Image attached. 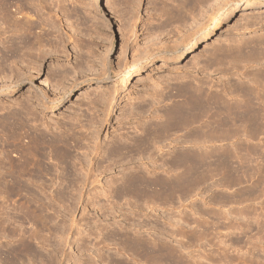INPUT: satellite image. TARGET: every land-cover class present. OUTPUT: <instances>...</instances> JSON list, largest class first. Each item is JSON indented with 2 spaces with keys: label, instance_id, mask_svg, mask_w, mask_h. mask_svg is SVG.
I'll list each match as a JSON object with an SVG mask.
<instances>
[{
  "label": "rangeland",
  "instance_id": "obj_1",
  "mask_svg": "<svg viewBox=\"0 0 264 264\" xmlns=\"http://www.w3.org/2000/svg\"><path fill=\"white\" fill-rule=\"evenodd\" d=\"M201 1L182 17L181 0H29L14 19L33 20L40 41L22 24L15 31L0 0V221L13 214L0 223V264H112L118 257L152 264L127 239L164 247L188 264H264L263 110L257 120L233 124L229 117L205 140H193L199 117L165 133L159 150L132 147L146 134L155 139L186 87L236 112L249 92H264V0H235L215 25L221 0ZM66 30L69 43L61 40ZM33 39L42 43L31 46ZM211 110L217 120L218 108ZM9 117L20 126L16 140ZM31 135L43 149L23 176L20 261L11 231L18 192L3 182L7 153L16 158V147L34 145ZM190 151L206 161L199 178L173 184L183 170L171 160ZM222 156L233 158L230 168H222ZM132 174L173 182L138 196L128 189Z\"/></svg>",
  "mask_w": 264,
  "mask_h": 264
},
{
  "label": "bare ground",
  "instance_id": "obj_2",
  "mask_svg": "<svg viewBox=\"0 0 264 264\" xmlns=\"http://www.w3.org/2000/svg\"><path fill=\"white\" fill-rule=\"evenodd\" d=\"M6 1H7V4H6L7 10H8L7 14H8L10 21H12L14 24V25L13 24H11V25H13L15 31L20 30L19 24H22L21 27L23 28V30H25L27 32L29 31L30 34L33 33V35H36L37 39H39L40 38L39 34L41 32L37 31V30L32 32V29L36 26L35 22L33 20H30L29 17L28 18L25 17L29 20H27V19L25 20V18H24V20H22L21 16H19V18H20L19 20L14 19V17L17 18V16H14V13L18 14V12H20V11L22 13L23 10L28 8L27 3H29V0H6ZM62 1L64 3L68 0H62ZM234 1L235 0H221L218 3H215L216 5L217 4L218 5H217V7H214V9H213L212 17L214 16L213 17L214 23H212V24L215 25L218 23L220 15L225 13L227 11V8L230 7ZM201 2H202L201 0H181V2L178 3L179 8L177 9V12H178V14L181 15L183 10L192 11L197 7H201L200 6ZM12 7H13V9H11ZM63 12L66 15V18H67L66 20L68 21L69 15H68L67 8ZM183 13H184V11H183ZM173 16H175V15L173 14ZM183 16L184 15L182 14V17ZM179 18H180V16H179ZM39 28H42V26H40ZM56 28H59V26L57 24H56ZM32 37L34 38L35 36H32ZM36 37H35V39H36ZM71 37H72V35L66 30L64 37L61 38V40L65 41V43H67V42L69 43V41L71 40ZM35 41L36 40L33 39V41L28 40L27 42H28V44H30L32 46L35 44ZM36 42H39V41H36ZM39 43L41 44L42 42H39ZM50 44L51 45L48 47L49 48L48 51L56 52L57 46L54 47V45H52V43H50ZM192 44L187 49H190L192 47ZM42 45L45 46V44H42ZM43 46H42V49H43ZM257 48H262V47L257 46ZM39 49H40V47H39ZM65 52H66V55H68V60H69L70 59L69 50L66 49ZM134 70H135V67L131 65L127 69V71L124 73L125 76H124L122 82H125L126 78H129L132 75ZM182 88H185V87H182ZM263 94H264V92H260V91L257 92L256 94L249 92L244 97V99H245L244 101H246V102H244L242 100L243 103H241L242 107L240 109H243V110L236 112V111H231L230 109L226 110L225 105L224 104H218V101L213 99L214 96L211 95L210 93H208V94L206 93L204 95L203 91L196 86L195 87H188V88L186 87V89L182 90V93H181V95H182L181 101H183V102L181 104L180 103L177 104L175 106V108L173 109V111L171 110V114H172L171 120L170 121L168 120L169 121L168 124H166L164 127H162L161 131L159 130L156 133V135H154L155 139L151 138L150 134H146L144 138H142L139 141H136V143L133 144L132 147L136 151L142 152V151H145L147 149L149 150L152 145L153 146L156 145L157 147H154V148L159 150L158 147H160V146H158L157 143L160 141V138H162V136L166 135L165 133L169 132V130H171L172 128H178V127H181L183 125L185 126V124L191 125V123L193 124L196 120H198L199 117H201L200 119H202L204 117V120L202 119L203 121L201 122V125H200V130H199L200 134L196 133L195 137L193 136V140L195 142H197V140L201 139L202 137H204L203 139L205 140L206 137L204 135L206 133H207V135H209L212 138L216 134L215 129H217V127L229 126V122H230V121H228L229 117H233L232 118V120L234 122L233 124L237 123V121H241V122L244 121L245 122L247 120H257V117L260 115V110L264 111V95ZM211 100H213V101H211ZM212 108H218V110H217L218 114L217 115L219 118L217 120L214 119L215 121L211 119V116H214L213 115L214 112L211 110ZM171 114H170V116H171ZM263 115H264V113H263ZM170 116L168 115V117H170ZM10 117H12V116H10ZM10 117H9V119H7L5 126H6V129L8 130V132H10L12 134L13 139L16 140V135H14V134H18L17 129H19L20 126H19L18 122L14 121V120L12 121V119L13 118L16 119V117H12V119H10ZM212 123H215V125H213ZM158 133H160V134H158ZM12 137H10V138H12ZM31 138L35 141V143L33 141L34 145H31V147L28 146L29 148L24 147V145L21 148L16 147L15 151H17V153H18V156L16 155V158L10 157V156H12L10 154L11 152L7 153L8 154L7 156L5 155L7 157V158L6 157L5 158L7 159L8 171H7V174L4 178L3 183H5L7 189L11 193L18 192V197H16L17 198V203H16L17 208L15 207L17 209V210L15 209L17 211L16 216H15L16 223H15V225L12 224L14 226L12 228V230H11V228H9V229L11 231H14L15 234H17V236H18V238H17L18 239V245H17V249H16V253H15V258L17 260H20V261L22 259V256H24L23 255L24 254L23 249H24V237H25V228H24V220H25L24 200L25 199H24L22 193L20 192L23 190V186H24L23 176L25 175V173H29L31 170H33V168L30 166L31 165L35 166V163L33 162L34 161L33 159L35 158L34 156L39 154L41 152V150L43 149V147L41 149L40 145L38 144V141H40L41 137H40V139H38L37 137H35V136L32 137V135H31ZM18 141H19V139H18ZM55 142H56V144H55L56 148L63 150V152L60 151L62 158H67V154L65 152L67 149L66 148L67 144L65 143L66 141H63L62 139H58V140H55ZM20 143H21V141H20ZM42 143H43V141H42ZM49 143H52V142L50 141ZM15 145H14V147H15ZM16 146H18V145H16ZM7 150H5L4 152H6ZM193 151L181 152V153L179 152V153H177L176 158L171 160L170 164H171L172 168L178 167V168H181V171L183 170V174L181 176L179 174V176L175 179L176 182L173 184H179V185L184 184V183L189 184L190 182L196 181V179L199 178V175H200L199 172L200 171L198 172V170H200V167L203 168L206 161H205V159H203L204 156H202L201 153H199V152L197 153V152H193ZM9 154H10V156H9ZM3 157H4V154H3ZM222 157H224V156H222ZM6 159H4V161H6ZM232 159H231V157L227 156V157L222 158V160L220 159L219 163L221 161V165H222L223 169H226L228 167L230 168ZM213 161H214V159H213ZM178 171H180V169ZM175 174H177V173H175ZM168 181L169 180H167L166 178H162V179H160V182L155 183V181H153L147 177H144L142 175L132 174L128 189L131 190L132 192L133 191L137 192L135 194L136 195L138 194V196H139L141 194L144 195L143 194L144 192L141 193V191L147 190V192L149 193V189L155 188L156 186H158V188L162 189L163 191L168 189L170 186H172L170 184L173 182V181L172 182L169 181L170 182L169 183ZM190 185H191V183L189 184V186ZM188 188H190V187H188ZM171 190H173V189H171ZM7 211L5 212L6 216H3V217H5L3 219V221H0V223H2V224H6L10 220V216L13 215V214H11V215L8 214ZM9 213H11V212H9ZM3 217H1V218H3ZM15 218L13 216V219H15ZM10 224L11 223L9 222V225ZM7 226H8V224H7ZM127 243L133 249L134 253H138L139 255H141L142 257L145 258V260H143V262L144 261L151 262L152 264H188V263L183 262L180 257L176 256L177 254L173 253L172 251L169 252L164 247L152 246V245H148V244L143 243V242H136L133 239H127ZM118 255H119V253H118ZM136 256L138 257V255H136ZM130 257H131V255H130ZM133 257H135V256H133ZM118 258H120V257H118ZM118 258H115L114 261L112 262V264H131V262L130 263H123L121 261L123 259L122 257H121V260ZM136 259H138V258H136ZM124 260H125V258H124ZM126 261L128 262V260H126Z\"/></svg>",
  "mask_w": 264,
  "mask_h": 264
}]
</instances>
